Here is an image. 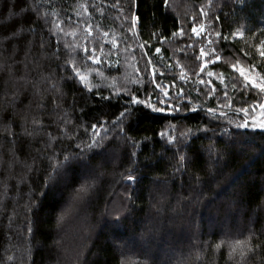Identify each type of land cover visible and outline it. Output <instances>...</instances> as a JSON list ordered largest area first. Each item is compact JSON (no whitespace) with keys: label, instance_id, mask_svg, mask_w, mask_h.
<instances>
[{"label":"trees","instance_id":"16d2710c","mask_svg":"<svg viewBox=\"0 0 264 264\" xmlns=\"http://www.w3.org/2000/svg\"><path fill=\"white\" fill-rule=\"evenodd\" d=\"M258 85L264 0H0V264H264Z\"/></svg>","mask_w":264,"mask_h":264},{"label":"rangeland","instance_id":"374dc122","mask_svg":"<svg viewBox=\"0 0 264 264\" xmlns=\"http://www.w3.org/2000/svg\"><path fill=\"white\" fill-rule=\"evenodd\" d=\"M243 127L264 128V106L254 109L250 113L249 120L241 124Z\"/></svg>","mask_w":264,"mask_h":264},{"label":"snow or ice","instance_id":"6c2138e0","mask_svg":"<svg viewBox=\"0 0 264 264\" xmlns=\"http://www.w3.org/2000/svg\"><path fill=\"white\" fill-rule=\"evenodd\" d=\"M193 31H196V30L193 29ZM157 51H159V50H157ZM258 87H262V88H264V86H262V85H258ZM137 102L140 103L139 101H137ZM121 115L123 116L124 113H121ZM240 126H241V125H240ZM128 178H129V180L134 179L132 176H129ZM81 191L84 192V193H86V192H87V188H82ZM63 218H64V216L61 215L60 219L63 220Z\"/></svg>","mask_w":264,"mask_h":264},{"label":"water","instance_id":"95a60500","mask_svg":"<svg viewBox=\"0 0 264 264\" xmlns=\"http://www.w3.org/2000/svg\"><path fill=\"white\" fill-rule=\"evenodd\" d=\"M255 129H258V130H262V131H264V128H262V129H261V128H255Z\"/></svg>","mask_w":264,"mask_h":264}]
</instances>
